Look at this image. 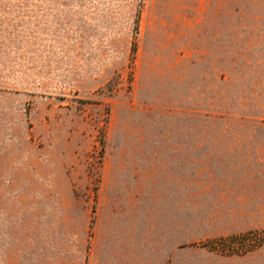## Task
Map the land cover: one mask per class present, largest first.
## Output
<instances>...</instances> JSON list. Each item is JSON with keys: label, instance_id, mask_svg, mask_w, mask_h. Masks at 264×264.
I'll use <instances>...</instances> for the list:
<instances>
[{"label": "rangeland", "instance_id": "rangeland-1", "mask_svg": "<svg viewBox=\"0 0 264 264\" xmlns=\"http://www.w3.org/2000/svg\"><path fill=\"white\" fill-rule=\"evenodd\" d=\"M0 264H264V0H0Z\"/></svg>", "mask_w": 264, "mask_h": 264}]
</instances>
